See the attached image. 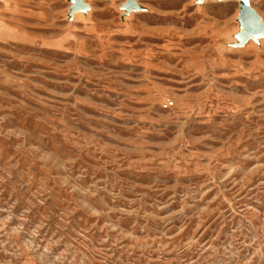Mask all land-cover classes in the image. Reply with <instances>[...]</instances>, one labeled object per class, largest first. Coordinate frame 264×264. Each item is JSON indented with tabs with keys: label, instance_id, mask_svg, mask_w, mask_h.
<instances>
[{
	"label": "rangeland",
	"instance_id": "rangeland-1",
	"mask_svg": "<svg viewBox=\"0 0 264 264\" xmlns=\"http://www.w3.org/2000/svg\"><path fill=\"white\" fill-rule=\"evenodd\" d=\"M0 264H264V0H0Z\"/></svg>",
	"mask_w": 264,
	"mask_h": 264
},
{
	"label": "snow or ice",
	"instance_id": "snow-or-ice-1",
	"mask_svg": "<svg viewBox=\"0 0 264 264\" xmlns=\"http://www.w3.org/2000/svg\"><path fill=\"white\" fill-rule=\"evenodd\" d=\"M244 2L246 3V2H247V0H244Z\"/></svg>",
	"mask_w": 264,
	"mask_h": 264
},
{
	"label": "bare ground",
	"instance_id": "bare-ground-1",
	"mask_svg": "<svg viewBox=\"0 0 264 264\" xmlns=\"http://www.w3.org/2000/svg\"><path fill=\"white\" fill-rule=\"evenodd\" d=\"M238 1H240V0H238Z\"/></svg>",
	"mask_w": 264,
	"mask_h": 264
}]
</instances>
